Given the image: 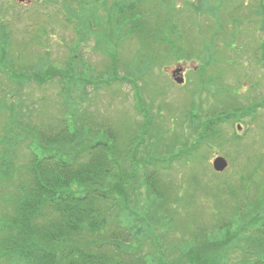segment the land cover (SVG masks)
<instances>
[{
	"label": "rangeland",
	"instance_id": "obj_1",
	"mask_svg": "<svg viewBox=\"0 0 264 264\" xmlns=\"http://www.w3.org/2000/svg\"><path fill=\"white\" fill-rule=\"evenodd\" d=\"M0 28V137L14 128L17 167L41 134L62 128L91 141L140 138L138 158L165 161L170 199L160 212L136 182L126 205L150 220L170 262L233 195L264 208V0H0ZM197 142L191 160L171 159L180 148L189 159Z\"/></svg>",
	"mask_w": 264,
	"mask_h": 264
},
{
	"label": "trees",
	"instance_id": "obj_2",
	"mask_svg": "<svg viewBox=\"0 0 264 264\" xmlns=\"http://www.w3.org/2000/svg\"><path fill=\"white\" fill-rule=\"evenodd\" d=\"M4 35L0 34V56L6 57ZM57 74L55 70L52 76ZM147 125L146 121L142 140ZM210 128V124L202 126L207 139V132H214ZM4 129L0 188H9L10 194H0V263L148 264L147 258L160 250L163 257L157 264H233V253L241 256L235 264H264V208L247 200L241 208L236 195L233 208L220 207L212 229L197 228L191 245L168 261L170 257L155 245L150 220L126 205L136 182L160 204L156 206L160 212L170 199L158 175V170L166 169L161 163L165 161L154 156L146 163L144 156L138 158L140 138L120 142L108 131L105 141H91L81 129L62 128L41 134L24 164L17 167V134L13 127ZM198 147L197 142L190 149L189 159L182 157L186 153L182 148L171 159L191 160ZM125 160L127 169L120 166ZM144 247L153 253L142 254Z\"/></svg>",
	"mask_w": 264,
	"mask_h": 264
},
{
	"label": "water",
	"instance_id": "obj_3",
	"mask_svg": "<svg viewBox=\"0 0 264 264\" xmlns=\"http://www.w3.org/2000/svg\"><path fill=\"white\" fill-rule=\"evenodd\" d=\"M18 1L19 2H23L24 0H18ZM182 80H183L182 78H176L175 79V81L178 84H181ZM227 167H228L227 161L224 158H222V157H216L212 161V168L214 169L215 172H223Z\"/></svg>",
	"mask_w": 264,
	"mask_h": 264
},
{
	"label": "flooded vegetation",
	"instance_id": "obj_4",
	"mask_svg": "<svg viewBox=\"0 0 264 264\" xmlns=\"http://www.w3.org/2000/svg\"><path fill=\"white\" fill-rule=\"evenodd\" d=\"M23 2L25 3H29V0H24ZM180 73H177V75H179Z\"/></svg>",
	"mask_w": 264,
	"mask_h": 264
}]
</instances>
